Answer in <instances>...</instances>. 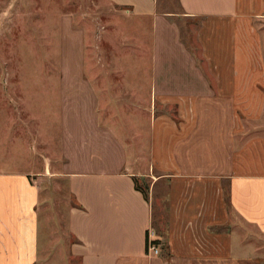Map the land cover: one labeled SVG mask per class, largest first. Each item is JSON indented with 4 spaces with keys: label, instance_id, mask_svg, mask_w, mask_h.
I'll use <instances>...</instances> for the list:
<instances>
[{
    "label": "crops",
    "instance_id": "0c3cea01",
    "mask_svg": "<svg viewBox=\"0 0 264 264\" xmlns=\"http://www.w3.org/2000/svg\"><path fill=\"white\" fill-rule=\"evenodd\" d=\"M112 1L153 18L151 35L140 41L141 60L150 62L147 72L141 69L140 91L153 97L140 104L147 127L119 130L106 110L103 120L95 85L78 86L92 100L81 96L70 107L62 72L58 115L71 147L57 174L68 178L74 203L71 243L55 264H264L246 238L264 236V0H179L184 16L200 19L204 68L180 30L158 15L156 0ZM157 103L174 105L175 114L156 113ZM29 110L36 120L30 104ZM22 122L29 124L24 118L15 124ZM1 132L0 264H48L56 250L40 206L52 163L42 160L43 171L33 163L8 166L7 130ZM27 134L32 141L20 156H29L38 140L35 128ZM134 177L150 184L148 198ZM161 199L167 205L162 229L154 223ZM150 230L162 242L158 254L148 253Z\"/></svg>",
    "mask_w": 264,
    "mask_h": 264
},
{
    "label": "rangeland",
    "instance_id": "374dc122",
    "mask_svg": "<svg viewBox=\"0 0 264 264\" xmlns=\"http://www.w3.org/2000/svg\"><path fill=\"white\" fill-rule=\"evenodd\" d=\"M156 2L158 15L180 30V40L204 68L196 37L200 19L184 16L179 0ZM152 22V17L138 16L112 0H0V121L7 124L0 126V141L1 129L5 128V149L10 152L6 159L11 161L7 164L14 169H28L33 163L43 171V162L52 163L51 173L43 176L46 201L40 206L42 228L50 235L47 238L52 240L56 250L51 254L56 255L51 264L60 257L61 248L71 243L67 233L68 207L74 203L68 178L57 174L69 162L64 149L71 147L68 138L64 137L58 115L61 74H66V100L70 107L81 96L86 103L92 100L93 94L83 93L78 86L95 85L102 91L100 110L103 120H107V112H110L113 115L110 117L119 122L115 125L119 130L142 131L147 127V121L140 104L153 97L140 91L141 69L147 72L150 66L149 61L141 60L140 41L143 38L145 41L144 34L148 35ZM143 51L150 55V51ZM132 85L137 86L136 91L128 88ZM29 104L32 112L37 114L36 120L30 117ZM108 107L111 110L108 111ZM155 110L171 115L176 112L174 105L160 103ZM89 111L92 118L91 109ZM20 118L29 124L22 122L16 126ZM88 121L86 128L89 131L94 124L93 119ZM29 126L36 129L38 140L31 144L29 156L26 152L20 156L25 144L32 141L27 134ZM119 135L125 137L121 131ZM1 148L2 145L0 153L3 152ZM35 153L37 155L33 156ZM154 206L159 223L165 227V219L161 216H167V205L161 199ZM162 226L159 225L161 229ZM246 238L264 262V236L250 234ZM163 242H166L165 238ZM73 262L79 264L77 260Z\"/></svg>",
    "mask_w": 264,
    "mask_h": 264
},
{
    "label": "trees",
    "instance_id": "16d2710c",
    "mask_svg": "<svg viewBox=\"0 0 264 264\" xmlns=\"http://www.w3.org/2000/svg\"><path fill=\"white\" fill-rule=\"evenodd\" d=\"M140 179L141 178H138V177H134V180H135V186L138 190L142 191V193L144 194V196L146 198H148L149 196V191H150V184L146 181V180H143L141 179L142 182H140ZM159 217L157 216V214L155 213L154 215V223L158 226V225H161L159 223ZM162 220V219H161ZM149 234V233H148ZM149 240V236L147 235V242ZM153 243H155L156 245H159L161 244L162 242L159 241V240H153Z\"/></svg>",
    "mask_w": 264,
    "mask_h": 264
},
{
    "label": "built area",
    "instance_id": "2783aa9c",
    "mask_svg": "<svg viewBox=\"0 0 264 264\" xmlns=\"http://www.w3.org/2000/svg\"><path fill=\"white\" fill-rule=\"evenodd\" d=\"M149 240H148V253L149 254H158L160 253V248L158 245H156L155 243H153V239H152V231L150 230L149 232Z\"/></svg>",
    "mask_w": 264,
    "mask_h": 264
}]
</instances>
